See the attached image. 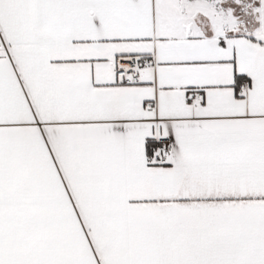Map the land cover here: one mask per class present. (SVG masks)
<instances>
[{
	"label": "snow or ice",
	"instance_id": "obj_1",
	"mask_svg": "<svg viewBox=\"0 0 264 264\" xmlns=\"http://www.w3.org/2000/svg\"><path fill=\"white\" fill-rule=\"evenodd\" d=\"M0 0V264H264V0Z\"/></svg>",
	"mask_w": 264,
	"mask_h": 264
},
{
	"label": "rangeland",
	"instance_id": "obj_2",
	"mask_svg": "<svg viewBox=\"0 0 264 264\" xmlns=\"http://www.w3.org/2000/svg\"><path fill=\"white\" fill-rule=\"evenodd\" d=\"M244 3L245 4H252L254 3L255 7H260V3H259V0H244ZM233 8L235 9V12H236V15L239 16V18L244 21L245 23L247 22H251L253 25H254V17L251 16V15H245L243 13V10L241 8V6H238L234 3V0H228V3L225 5V8ZM252 27V26H251ZM250 25H249V30L251 29Z\"/></svg>",
	"mask_w": 264,
	"mask_h": 264
},
{
	"label": "crops",
	"instance_id": "obj_3",
	"mask_svg": "<svg viewBox=\"0 0 264 264\" xmlns=\"http://www.w3.org/2000/svg\"><path fill=\"white\" fill-rule=\"evenodd\" d=\"M255 23H254V25L251 23V22H247L246 24L248 25V27H249V25H250V27H251V29L249 30V31H252V30H254V29H257V28H259V24H258V22L255 20L254 21Z\"/></svg>",
	"mask_w": 264,
	"mask_h": 264
}]
</instances>
